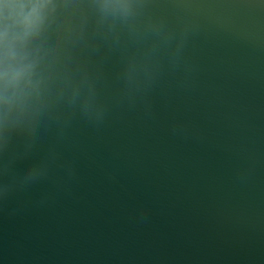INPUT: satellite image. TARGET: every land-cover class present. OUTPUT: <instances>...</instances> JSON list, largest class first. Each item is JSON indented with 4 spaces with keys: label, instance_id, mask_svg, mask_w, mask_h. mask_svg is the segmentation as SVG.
Returning a JSON list of instances; mask_svg holds the SVG:
<instances>
[{
    "label": "water",
    "instance_id": "obj_1",
    "mask_svg": "<svg viewBox=\"0 0 264 264\" xmlns=\"http://www.w3.org/2000/svg\"><path fill=\"white\" fill-rule=\"evenodd\" d=\"M200 7L193 88L166 81L152 120L78 123L75 194L0 213V264H264V0Z\"/></svg>",
    "mask_w": 264,
    "mask_h": 264
},
{
    "label": "clouds",
    "instance_id": "obj_2",
    "mask_svg": "<svg viewBox=\"0 0 264 264\" xmlns=\"http://www.w3.org/2000/svg\"><path fill=\"white\" fill-rule=\"evenodd\" d=\"M201 0H0V213L47 208L81 182L78 123L156 117L170 82L195 85ZM170 131L188 136L174 120ZM69 153H72L69 155ZM251 167L237 170L244 183ZM140 219H145L140 214Z\"/></svg>",
    "mask_w": 264,
    "mask_h": 264
}]
</instances>
